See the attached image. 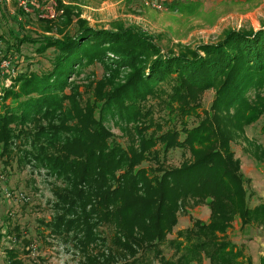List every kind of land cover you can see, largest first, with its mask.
<instances>
[{
  "label": "trees",
  "instance_id": "1",
  "mask_svg": "<svg viewBox=\"0 0 264 264\" xmlns=\"http://www.w3.org/2000/svg\"><path fill=\"white\" fill-rule=\"evenodd\" d=\"M192 5L173 0L167 8L182 12ZM69 13L60 14L59 24L41 19L44 31L59 36L12 34V42L5 41L10 52L23 43L40 55L54 50L48 69L10 74V85L0 88L5 166L15 158L17 166L45 168L61 182L52 192L55 214L40 220L44 228L73 241L82 264H152L153 258L159 264H201L204 258L209 264H264V255L255 263L225 234L235 216L241 226L264 228V202L249 206L250 179L231 148L242 139L243 152L264 162V144L245 132L259 123L264 137V23L257 30H226L219 41L197 47L203 54L167 55L133 27L96 29L76 20L68 32ZM93 63L108 73L105 84L94 93L90 85L79 90L70 78ZM124 67L129 72L114 83ZM208 89L215 92L211 105L198 111ZM150 98L168 116L156 121ZM108 112L124 124L125 145L105 126ZM191 117L196 121L189 126ZM165 124L171 127L162 129ZM174 148L190 156L166 166L160 156ZM190 199L207 203L209 221L196 219L168 240L175 211ZM166 241L174 248L169 257L162 255ZM5 258L6 264H25L15 248H5Z\"/></svg>",
  "mask_w": 264,
  "mask_h": 264
},
{
  "label": "rangeland",
  "instance_id": "2",
  "mask_svg": "<svg viewBox=\"0 0 264 264\" xmlns=\"http://www.w3.org/2000/svg\"><path fill=\"white\" fill-rule=\"evenodd\" d=\"M21 1L0 0V88L10 85L11 80L7 78L10 74L14 76L18 72L48 69L54 53L53 49H48L43 55L37 54L34 45L30 43H23L19 51L10 52L6 51L8 43L5 41L11 43L12 34H25L27 37L37 34L59 36L54 31H44L45 22L41 19L59 24L65 18V14L62 17L60 15L65 10L70 12L69 19L72 21L65 28L68 32L76 20H84L96 29L133 27L145 34L167 55L188 50L203 54L197 47L203 43L219 41L226 30H257L264 23V0H185L191 1L193 5L182 12L169 10L165 6L162 9L151 6L157 0H29L26 9ZM107 55L108 58L115 57L112 53ZM128 72L129 68H121L114 83L122 82ZM107 76L108 73L101 64L93 63L81 67L70 80L80 84L79 90H82V85H90L89 92L94 93L93 88L105 84L103 82ZM214 93L213 89L201 93L198 111L209 109ZM148 103L153 108L156 121L168 116L167 110H163L157 99L150 98ZM116 117L108 112L104 124L113 133V138L125 145L124 124ZM188 121L191 126L196 120L191 117ZM163 127H171V124H165L162 129ZM245 132L247 137L256 138L264 144V137L259 133V123L246 127ZM244 143L242 139L234 140L231 148L241 160L244 177L250 179L247 188L251 192L249 206L253 207L264 202V162L258 163L243 152ZM189 156L187 150L174 148L166 153L165 159L160 156V161L166 166H178ZM5 160V157H0V264H6L5 248L10 247L16 249L18 257L25 264H82L84 256L74 246V242L50 234L40 222L47 221L55 214L52 206L55 197L52 192L56 185H61L60 180H56L45 168L32 164L17 166L15 158L8 159L9 164L5 166ZM154 165V161L142 163L146 167ZM8 191L11 192L10 196ZM19 192L23 193L26 200L16 197ZM175 215L176 224L167 234L168 240L175 237L177 231L191 228L196 219L207 223L210 210L207 203L190 199L185 206L175 211ZM15 226L17 231L13 229ZM16 232L19 237L15 239ZM225 234L228 240L241 248L244 255L250 256L255 263L264 255V228L258 224L241 226L240 218L235 216ZM167 241L161 245L164 257H169L174 252ZM25 245L27 249L30 248L29 251L24 249ZM152 264H159L158 259L153 258ZM201 264L209 263L204 258Z\"/></svg>",
  "mask_w": 264,
  "mask_h": 264
},
{
  "label": "built area",
  "instance_id": "3",
  "mask_svg": "<svg viewBox=\"0 0 264 264\" xmlns=\"http://www.w3.org/2000/svg\"><path fill=\"white\" fill-rule=\"evenodd\" d=\"M29 0H22L21 1V4H22V6L23 7H25V9H26V3L28 2ZM151 6H153V7H155V8H157V9H162V8H164V6H163V4H161V3H158V2H152L151 3ZM8 196H10L11 195V192L10 191H8ZM16 197H18L19 199H24V200H26V198H25V196L23 195V193H18L17 195H16Z\"/></svg>",
  "mask_w": 264,
  "mask_h": 264
},
{
  "label": "crops",
  "instance_id": "4",
  "mask_svg": "<svg viewBox=\"0 0 264 264\" xmlns=\"http://www.w3.org/2000/svg\"><path fill=\"white\" fill-rule=\"evenodd\" d=\"M160 1L163 6L167 7V4L172 2L173 0H157V2ZM185 1V0H184ZM159 3V2H158Z\"/></svg>",
  "mask_w": 264,
  "mask_h": 264
}]
</instances>
